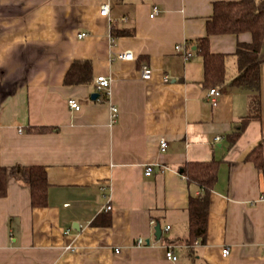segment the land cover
<instances>
[{"label": "crops", "instance_id": "obj_1", "mask_svg": "<svg viewBox=\"0 0 264 264\" xmlns=\"http://www.w3.org/2000/svg\"><path fill=\"white\" fill-rule=\"evenodd\" d=\"M218 1L238 0H0V167L41 166L48 183L46 205L33 207L29 186L7 178L0 264H264V172L249 159L257 147L264 158V34L260 117L231 143L249 98L231 83L234 52L252 38L209 37L210 52L226 56L223 84L209 87L197 43ZM154 6L159 14L150 18ZM124 51L133 59L116 57ZM77 62H88L89 81L65 85ZM98 76L112 79L108 96L96 91ZM210 88L219 93L216 107ZM210 161L218 163L216 180L204 231L194 237L189 201L204 193L181 169Z\"/></svg>", "mask_w": 264, "mask_h": 264}, {"label": "trees", "instance_id": "obj_2", "mask_svg": "<svg viewBox=\"0 0 264 264\" xmlns=\"http://www.w3.org/2000/svg\"><path fill=\"white\" fill-rule=\"evenodd\" d=\"M245 32L250 33L252 39L249 43H238L236 46L234 56L237 76L231 83L235 86H244L249 90L248 113L231 136V143L248 121L260 117L259 71L261 62L259 52L264 34V0L214 2L212 16L206 23L207 34L197 43V51L202 58L204 82L209 87L220 86L224 82L226 56L210 52L209 37L237 35ZM89 70L88 62L74 63L65 74L64 84L72 85L89 81ZM50 129L55 130L56 128H38L37 130ZM249 159L264 172V158L259 147L249 153ZM217 164L216 161L190 162L181 169V174L189 182L196 183L204 193L202 197L190 198L189 201V231L194 237L201 235L204 231L208 203L206 195L216 180ZM9 176L29 186L33 207L46 205L48 183L43 167H11L9 169L0 167V197L6 195V183Z\"/></svg>", "mask_w": 264, "mask_h": 264}, {"label": "built area", "instance_id": "obj_3", "mask_svg": "<svg viewBox=\"0 0 264 264\" xmlns=\"http://www.w3.org/2000/svg\"><path fill=\"white\" fill-rule=\"evenodd\" d=\"M108 12H109V4L108 2H104L103 4H101L100 6V15L101 16H108ZM159 14V10L158 8H156L155 6L152 8L149 17L153 18L155 16H157ZM88 34L85 32H80L77 34V38L81 39L86 37ZM109 42L110 44L113 43V39L109 38ZM175 49L177 51H182L184 56L186 58L191 57V52L189 50H184L183 49V45H176ZM118 59L120 60H132L133 56L132 53L129 51H124L119 53L116 56ZM140 75L141 78L144 80H148L151 76V70L148 66L146 65H142L140 68ZM165 81L168 80V78L165 77L164 79ZM111 83H112V79L106 76H98L95 80V89L98 93H101L105 96H108L110 94V87H111ZM218 91L216 88H210L207 92L206 98L208 100V102L211 104L212 107H216L217 105V101L216 98L218 96ZM68 105L71 109H73L74 111H78L80 109V105L74 100V99H69L68 100ZM116 117H117V109L114 106H111V122H115L116 121ZM216 140L218 139V137L215 138ZM159 148L161 151H164L166 148V141L164 139L160 140V144H159ZM152 172V167L151 166H146L145 170H144V174L146 176L150 175ZM103 189V188H102ZM106 210L110 209V206H106L105 208ZM169 226H166V229H168ZM144 244V241L142 238H138L136 241V245H141ZM165 258H167L168 260H173L175 261L177 259L176 255L173 254L172 251V246L171 245H165ZM228 254V250L224 249L222 250V255L226 256Z\"/></svg>", "mask_w": 264, "mask_h": 264}, {"label": "water", "instance_id": "obj_4", "mask_svg": "<svg viewBox=\"0 0 264 264\" xmlns=\"http://www.w3.org/2000/svg\"><path fill=\"white\" fill-rule=\"evenodd\" d=\"M95 97H97V94H94V95L92 96V98H95ZM154 230H155V233H154L155 237H156L157 239H159L160 234H161L160 226H159V225H156V226L154 227Z\"/></svg>", "mask_w": 264, "mask_h": 264}]
</instances>
